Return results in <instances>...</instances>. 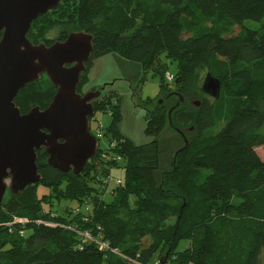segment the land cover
Returning a JSON list of instances; mask_svg holds the SVG:
<instances>
[{
	"label": "trees",
	"instance_id": "16d2710c",
	"mask_svg": "<svg viewBox=\"0 0 264 264\" xmlns=\"http://www.w3.org/2000/svg\"><path fill=\"white\" fill-rule=\"evenodd\" d=\"M63 5L64 0L32 23L33 44L55 43L30 35L38 21ZM74 17L79 31L94 37L79 93L90 82L94 62L117 54L144 72L134 95L146 71L153 70L162 77L157 99L179 93L186 100L170 119L165 103L147 111L144 133L151 140L135 144L120 130L121 100L106 88L93 102L90 122L100 121L98 113L109 117L105 138L116 142L110 152L122 160L105 161L100 148L74 176L49 166L48 155L38 151L41 182L18 196L8 191L0 208V264H151L159 252L167 255L166 264H264V159L256 151L264 146V0H79ZM248 21L258 26L248 27ZM68 35L64 31L57 41ZM162 54L177 63L175 75ZM199 70L221 81L220 97L201 91L209 98L189 111L186 101L196 97L190 87ZM40 80L19 92L15 103L22 114L52 102L57 89L49 81L43 93ZM168 124L184 133L188 145L177 132L174 139H159ZM170 151L174 158L166 169ZM121 167L124 176L115 177L114 169ZM111 175L122 185L106 200ZM40 186L51 194L40 196ZM74 201L78 213L66 203ZM85 231L102 235L109 248L82 243ZM184 241L189 244L181 250Z\"/></svg>",
	"mask_w": 264,
	"mask_h": 264
},
{
	"label": "water",
	"instance_id": "95a60500",
	"mask_svg": "<svg viewBox=\"0 0 264 264\" xmlns=\"http://www.w3.org/2000/svg\"><path fill=\"white\" fill-rule=\"evenodd\" d=\"M61 1L0 0V208L7 191L18 196L27 187L41 182L38 151L48 155L47 163L52 168L79 176L99 148L90 132V119L95 115L93 102L109 85L78 92L82 73L93 54V35L72 32L65 41L51 46L35 45L28 39L32 23L57 8ZM42 75L57 89L52 102L46 109L35 106L22 114L15 103L19 92ZM201 91L218 99L221 81L207 74ZM171 96L177 100L169 109V119L186 100L182 94L171 93L158 105ZM192 104L200 108L202 102L195 100ZM193 130L194 127L188 131ZM188 142L185 137V144ZM166 261L167 255L160 263Z\"/></svg>",
	"mask_w": 264,
	"mask_h": 264
},
{
	"label": "rangeland",
	"instance_id": "374dc122",
	"mask_svg": "<svg viewBox=\"0 0 264 264\" xmlns=\"http://www.w3.org/2000/svg\"><path fill=\"white\" fill-rule=\"evenodd\" d=\"M79 0H64V5L62 6V9L59 13H51V15L46 16L45 18L38 21L31 32L30 37L33 41H44L46 40H52L55 41L58 39L59 35L62 34L64 31L68 34L74 32H78L80 30V27L73 23L75 21L74 17V7L77 5ZM135 6V5H134ZM132 11V10H131ZM58 16H61V18L64 19L62 22H58L57 18ZM55 20V21H54ZM53 24H51V22ZM136 22H141V15L138 13L136 14ZM248 27L255 28L258 26L257 23H254L252 21H248L246 23ZM235 32H238V28L235 30ZM161 61L165 65L167 71L170 74L175 75L177 72V63L171 62L166 57V54L161 55ZM143 70L140 66V64L129 62L123 58H121L117 54H109L107 56H104L97 61L94 62L93 67L89 70V83L82 88V93L89 91L93 88L97 87H103L105 85H109L107 87L106 92L115 91L117 96L122 103V112H123V122L120 125L121 132L127 136L128 138L132 139L135 144H141L144 142H148L151 139L147 137L144 133L146 128V113L147 111H152L156 109L157 105L159 104V101L162 98L157 99L161 92V84H162V77L160 74H156L153 72V70H147L145 73V80L143 83L139 85L138 94L134 95V91L136 90L139 81L141 80L143 76ZM168 74V73H167ZM206 71H197L194 81L191 84L190 92L193 94V96H196L194 99H191L188 97V101H186V108L189 111H192L193 107L192 102L195 100H205L206 98H209L202 94L201 87L204 82V79L206 77ZM49 78L47 76H43L41 80L39 81L41 90L43 93L49 88ZM104 94V93H103ZM106 94V93H105ZM157 101L154 103L153 106H148V101L155 100ZM186 99V98H185ZM167 101V100H166ZM165 101V106L167 110H169L175 103L176 98L172 99L170 103H167ZM147 102V103H146ZM194 113V112H193ZM98 118H101L102 121V128L106 131V126L109 124V117L108 116H102L100 117L99 113L97 115ZM99 121H96V123H92V130L97 129L96 131L100 130L97 126ZM176 132L174 129L168 124L165 129L163 130V133L161 134L159 139L169 140L174 139L176 136ZM184 143L183 138L181 135H178L177 137V144L178 147L182 146ZM178 149V148H177ZM258 155L264 159V146L259 147L256 149ZM176 154V153H174ZM174 158L173 152H169L167 154V159L165 160L164 167L168 169L171 165V162ZM113 175L115 177H123L124 176V169L123 167L114 169ZM8 186H10L11 181H7ZM62 188H66V183L62 185ZM110 190V189H109ZM108 190V193L106 194V200H110V193L111 191ZM38 194L42 196L43 194H51V191L47 190L46 188L40 186L38 189ZM6 198L9 197V192L7 191V194L5 196ZM89 202L92 200L89 199ZM53 203H56L54 201ZM67 205H70L76 209L79 207V203L74 202H66ZM63 204V203H62ZM64 205V204H63ZM47 208V206H46ZM85 209H88L87 207ZM87 212L89 211L86 210ZM30 235L28 233L27 237ZM148 244L147 240H144V246ZM189 242L184 241L180 245V249L186 248L188 246ZM157 253L153 259L151 264H160V260L165 259L164 252L163 253ZM167 262V261H166ZM162 264V263H161ZM164 264V263H163Z\"/></svg>",
	"mask_w": 264,
	"mask_h": 264
},
{
	"label": "built area",
	"instance_id": "2783aa9c",
	"mask_svg": "<svg viewBox=\"0 0 264 264\" xmlns=\"http://www.w3.org/2000/svg\"><path fill=\"white\" fill-rule=\"evenodd\" d=\"M167 80L169 82H171L173 80V76L170 74H167ZM97 126L99 127L100 130H98V131H96L97 129L92 130V127H91L90 132L99 142L98 150H100V148H101L102 159H104L105 161H121L122 157L118 156L114 152H110L111 148L116 147V142H112V143L107 142V140L105 138L106 137L105 136L106 131L102 128L103 124H102L101 119L98 122ZM105 182L108 184L107 190L110 189L109 191H111V193H112L113 189L122 185V180L119 178L115 179L112 175ZM88 208H89V206H88ZM80 211H81L80 208L75 210L76 213H78ZM16 222L24 224L27 221L26 220H17ZM80 235H81L82 243H94L102 251L107 250L109 248L107 242L103 241L102 235H99V237H94L90 231L81 232ZM114 252L117 253L118 251H114Z\"/></svg>",
	"mask_w": 264,
	"mask_h": 264
},
{
	"label": "flooded vegetation",
	"instance_id": "af4514ba",
	"mask_svg": "<svg viewBox=\"0 0 264 264\" xmlns=\"http://www.w3.org/2000/svg\"><path fill=\"white\" fill-rule=\"evenodd\" d=\"M55 42H57V39L55 40ZM95 116V115H94ZM92 127V126H91Z\"/></svg>",
	"mask_w": 264,
	"mask_h": 264
}]
</instances>
